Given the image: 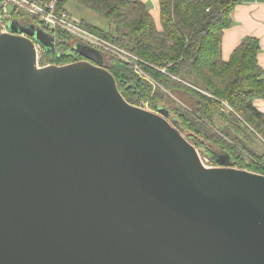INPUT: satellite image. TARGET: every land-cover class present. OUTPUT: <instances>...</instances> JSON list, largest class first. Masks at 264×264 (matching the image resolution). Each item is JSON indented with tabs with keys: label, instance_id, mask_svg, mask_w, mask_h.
Here are the masks:
<instances>
[{
	"label": "water",
	"instance_id": "water-1",
	"mask_svg": "<svg viewBox=\"0 0 264 264\" xmlns=\"http://www.w3.org/2000/svg\"><path fill=\"white\" fill-rule=\"evenodd\" d=\"M0 26V264H264V174L204 163L165 109L128 102L101 50L38 68Z\"/></svg>",
	"mask_w": 264,
	"mask_h": 264
},
{
	"label": "trees",
	"instance_id": "trees-1",
	"mask_svg": "<svg viewBox=\"0 0 264 264\" xmlns=\"http://www.w3.org/2000/svg\"><path fill=\"white\" fill-rule=\"evenodd\" d=\"M114 25V31L82 24L96 34L142 58L150 80L132 65L106 54L105 67L115 76L125 99L159 112L165 109L185 137L215 165L226 160L235 167L264 174V112L255 101L264 98V69L258 61L259 39L246 36L229 60L222 57L224 30L243 0H159V19L141 0H77ZM66 0L59 2L65 11ZM15 19L22 15L12 10ZM37 22H42L33 16ZM58 52L46 51L41 63L74 62L75 38L61 30ZM258 147V148H259Z\"/></svg>",
	"mask_w": 264,
	"mask_h": 264
},
{
	"label": "built area",
	"instance_id": "built-area-1",
	"mask_svg": "<svg viewBox=\"0 0 264 264\" xmlns=\"http://www.w3.org/2000/svg\"><path fill=\"white\" fill-rule=\"evenodd\" d=\"M59 2L60 0H0L1 32H10L9 25L13 20H16L12 10H22L29 15L38 17L51 29H61L71 34L78 43L91 45L102 52L119 57L132 65L139 76L149 79V75L142 67V64L145 63L142 58L125 47L89 30L81 22L70 16L68 12L60 11L58 8ZM35 46L38 68L52 65L51 62L41 63L46 50L37 42H35Z\"/></svg>",
	"mask_w": 264,
	"mask_h": 264
},
{
	"label": "crops",
	"instance_id": "crops-1",
	"mask_svg": "<svg viewBox=\"0 0 264 264\" xmlns=\"http://www.w3.org/2000/svg\"><path fill=\"white\" fill-rule=\"evenodd\" d=\"M149 7L152 15L159 19V0H141ZM233 24L224 30L222 57L229 60L235 48L246 36L259 39L258 61L264 69V0H243L231 13ZM255 105L264 112V98L255 101Z\"/></svg>",
	"mask_w": 264,
	"mask_h": 264
},
{
	"label": "rangeland",
	"instance_id": "rangeland-1",
	"mask_svg": "<svg viewBox=\"0 0 264 264\" xmlns=\"http://www.w3.org/2000/svg\"><path fill=\"white\" fill-rule=\"evenodd\" d=\"M61 1V0H60ZM65 9L67 12L72 16L74 19H76L79 22H86L93 26H96L98 28H101L103 30H110L114 31V25L110 24L107 19H105L102 15L96 13L95 11L79 4L77 0H66ZM23 13L22 15L18 16V19L20 21H23L25 24L36 26V28H42L45 29L43 22H37L32 15L27 14L24 11H20ZM22 23V22H20ZM119 45V44H118ZM123 47V46H122ZM104 55H106V52H102ZM147 79V78H146ZM150 80V77L149 79ZM147 109H150L148 105L143 106ZM151 110V109H150ZM153 111V110H152ZM257 145L256 149L260 151L261 153L264 152V147H259ZM200 155L204 161V163L208 166H216L215 163L206 155L200 152Z\"/></svg>",
	"mask_w": 264,
	"mask_h": 264
},
{
	"label": "flooded vegetation",
	"instance_id": "flooded-vegetation-1",
	"mask_svg": "<svg viewBox=\"0 0 264 264\" xmlns=\"http://www.w3.org/2000/svg\"><path fill=\"white\" fill-rule=\"evenodd\" d=\"M74 61H81V60H86L85 57H83L82 55H78V54H74Z\"/></svg>",
	"mask_w": 264,
	"mask_h": 264
}]
</instances>
